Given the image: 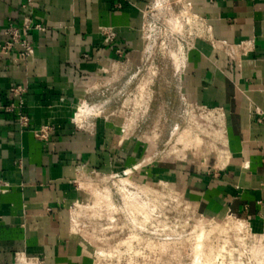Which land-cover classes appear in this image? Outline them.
Wrapping results in <instances>:
<instances>
[{
    "label": "crops",
    "instance_id": "crops-1",
    "mask_svg": "<svg viewBox=\"0 0 264 264\" xmlns=\"http://www.w3.org/2000/svg\"><path fill=\"white\" fill-rule=\"evenodd\" d=\"M150 1L0 0V43L9 21L46 27L32 32L29 59L0 53V104L16 106L0 110V264H95L71 212L81 197L77 178L122 169L140 183L174 185L203 218L246 222L260 233L264 254V0H187L204 35L188 49L175 90L210 111L221 147L178 161L147 156L138 139H126L121 117L106 107L116 99L99 97L130 85ZM108 28L113 43L100 32ZM79 105L98 112L83 114V127L73 121L78 107L80 123ZM45 125L54 128L47 142L35 135Z\"/></svg>",
    "mask_w": 264,
    "mask_h": 264
},
{
    "label": "rangeland",
    "instance_id": "rangeland-1",
    "mask_svg": "<svg viewBox=\"0 0 264 264\" xmlns=\"http://www.w3.org/2000/svg\"><path fill=\"white\" fill-rule=\"evenodd\" d=\"M187 2L150 1L142 13L144 56L128 75L132 82L126 88L103 89L99 96L116 99L106 107L114 117H121L123 136L138 139L145 154L158 159L178 161L186 154L196 155L201 147H208L207 153L214 155L221 147L215 120L202 109L186 106L175 90L183 52L187 57L188 47L204 35L201 21ZM85 107L79 109L80 123L83 114L90 119L98 113ZM77 112L78 107L76 116ZM84 122L85 118L77 123L83 127ZM184 130H189L188 141H179ZM198 137L197 143L189 141ZM126 170L83 173L77 178L81 197L71 212L76 231L94 247L95 264L264 263L261 235L246 222L203 218L172 184L140 183L131 174L132 189L128 183L131 172ZM118 178L123 182L113 184Z\"/></svg>",
    "mask_w": 264,
    "mask_h": 264
},
{
    "label": "built area",
    "instance_id": "built-area-1",
    "mask_svg": "<svg viewBox=\"0 0 264 264\" xmlns=\"http://www.w3.org/2000/svg\"><path fill=\"white\" fill-rule=\"evenodd\" d=\"M33 1L34 0H28V3L31 4ZM186 5L189 7V9H191V4L189 2H187ZM194 16L196 18H198L195 14H194ZM45 30H46V27H44L41 23H38L33 19H27L22 25H16L13 21H9V23L5 29V32H4L6 39L4 42L0 43V53L9 54L13 50H16L17 51V58H16L17 60L25 61V60L29 59L30 57H32L34 55V52H35V44L33 43L32 39H31L32 32L33 31L44 32ZM100 32L105 36V42L106 43H113L115 41L116 32L113 30V28L101 30ZM189 48L190 47H188V49ZM143 56L144 55L142 54V57ZM182 58H183V62L181 60V64L177 66L178 69L176 71V74L178 75L179 79H180V77H181V75H182V73L186 67V62H185L186 61V54H185V52H183ZM131 80L132 79L130 77V83L132 82ZM12 91H15V90L12 89ZM181 99L185 103L186 106H189V107L192 106V107L197 108V109H202L203 113H207L206 115L210 114L209 110L197 107L195 105H191L185 100V98H181ZM20 104H22V103H20ZM15 107L16 106L13 103L9 104L7 106L0 104V110L6 109L7 111H13L15 109ZM76 118H77V116L75 114L73 121L75 122V124L77 126H80L76 122ZM19 121L23 127H28L29 119L27 116L19 114ZM53 132H54L53 127H51L49 125H45V126L40 127L39 129H36L35 135L38 138H40L41 140L47 142L50 140V135ZM126 172H127V170H126ZM131 174H132V172L128 176L130 178V180L133 178ZM109 177L111 179H115V176L111 175ZM116 181H119L120 184L122 183L119 178L112 181V183L116 184L115 183ZM132 182H134V181H132ZM117 187H118V185H117ZM130 187L134 188V186H130ZM73 204H75V202H73Z\"/></svg>",
    "mask_w": 264,
    "mask_h": 264
},
{
    "label": "bare ground",
    "instance_id": "bare-ground-1",
    "mask_svg": "<svg viewBox=\"0 0 264 264\" xmlns=\"http://www.w3.org/2000/svg\"><path fill=\"white\" fill-rule=\"evenodd\" d=\"M159 2V1H158ZM161 2V1H160ZM186 13V12H185ZM187 17V16H186ZM191 19V18H190ZM191 22V21H190ZM177 61V60H176ZM88 107V106H87ZM75 109V108H74ZM79 109H81V105H79ZM85 110H86V108H85ZM89 112V111H88ZM87 115V114H86ZM85 115V116H86ZM128 171V170H127ZM120 179V181H122V178H119ZM123 182V181H122ZM128 183H129V185H131V186H133L134 185V183L135 182H132V180L131 181H128ZM135 187V186H134ZM132 189H134V188H132ZM73 224H74V221H73ZM222 227V229L224 230V228H223V226H221ZM201 236V235H200ZM202 239V238H201ZM210 247V246H209ZM198 248V247H197ZM199 250V249H198ZM102 253H103V251H102ZM199 259V258H198ZM202 260V257H200V261ZM206 260H204L203 262H205ZM130 262H131V260H130ZM23 263V262H22ZM201 263H202V261H201ZM206 263H207V261H206ZM206 263H204V264H206ZM21 264V263H20Z\"/></svg>",
    "mask_w": 264,
    "mask_h": 264
}]
</instances>
